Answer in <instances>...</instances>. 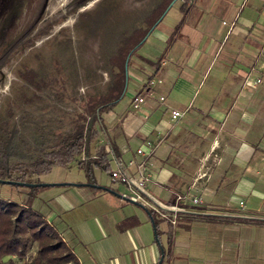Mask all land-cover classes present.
Returning <instances> with one entry per match:
<instances>
[{
	"label": "crops",
	"instance_id": "crops-1",
	"mask_svg": "<svg viewBox=\"0 0 264 264\" xmlns=\"http://www.w3.org/2000/svg\"><path fill=\"white\" fill-rule=\"evenodd\" d=\"M179 1L131 5L133 20L112 48L129 59L128 83L102 112L106 124L100 114L111 171L121 167L138 179L144 163L151 173L143 200L82 186L94 193L75 203L101 202L92 212L64 215L59 232L56 216H43L71 242L79 264H264V0H191L185 15ZM250 74L262 84L247 86ZM142 95L147 101L136 111ZM173 111L183 114L176 122ZM146 141L157 148L142 158ZM108 180L114 188L87 184L127 195ZM195 197L204 204L195 206Z\"/></svg>",
	"mask_w": 264,
	"mask_h": 264
},
{
	"label": "rangeland",
	"instance_id": "rangeland-1",
	"mask_svg": "<svg viewBox=\"0 0 264 264\" xmlns=\"http://www.w3.org/2000/svg\"><path fill=\"white\" fill-rule=\"evenodd\" d=\"M70 1L52 0L38 25L26 24L5 36L0 34V55L6 44L22 42L0 59V147L10 167L23 166L24 172L15 177L25 174V183L66 184L45 188L0 184V199L23 204L28 193L36 189L32 209L45 217L55 215L53 225L58 232L64 215L70 220L84 211L92 212L101 203H82L84 208H80L75 200L94 190L70 184H87L88 178L78 162L87 160L105 140L98 138L89 153H83L66 167L55 166L41 176L28 173V164L42 150L50 149L58 139L72 132L80 117L86 116L89 121L87 105L98 106L110 95L117 64L123 60L112 51L118 32L133 20L131 5L144 2L92 0L78 9L68 5ZM167 2L168 7L180 3ZM91 5L92 12L88 10ZM124 67L127 70L126 61ZM102 117L104 120L107 116L102 113ZM92 176L98 183L115 187L100 169L93 168ZM69 203L74 207L63 211ZM35 250L33 247L25 260H31Z\"/></svg>",
	"mask_w": 264,
	"mask_h": 264
},
{
	"label": "trees",
	"instance_id": "trees-1",
	"mask_svg": "<svg viewBox=\"0 0 264 264\" xmlns=\"http://www.w3.org/2000/svg\"><path fill=\"white\" fill-rule=\"evenodd\" d=\"M190 2L191 0H185L182 6L184 15L188 13ZM183 25L184 21L180 22L175 28L173 38L179 36ZM8 33L9 31L5 30L0 24L1 37ZM15 43L16 41L6 44V49L0 55V59L3 55L6 56L15 49ZM125 61L126 58L123 59L119 72L113 75V85L106 100L98 106L87 105L86 110L90 120L87 121L86 116L80 117L72 132L62 136L50 149L42 150L34 160L29 162L28 173L41 176L50 172L55 166L66 167L76 161L83 153H89V147L97 140L99 132L105 130L100 114L112 109L122 98L126 89L128 74L124 67ZM128 62L129 59H127ZM157 74L158 71L149 77L148 84L143 87L144 90L148 88V85ZM78 167L84 171L85 176L88 178L87 182L93 184H95L92 176L93 168L100 169L110 175L111 167L106 146L98 147L95 154L89 156L87 160H80ZM20 172H24L23 166L10 167L7 156L0 147V179L24 182L25 174H22L21 177H15V174ZM36 191V189H32L23 204L0 199V264H16L15 259L23 261L22 264H79L74 253L53 226L42 215L32 209ZM150 214L154 219L160 238L154 213L150 211ZM33 247L36 248L34 256L31 260H25Z\"/></svg>",
	"mask_w": 264,
	"mask_h": 264
},
{
	"label": "built area",
	"instance_id": "built-area-1",
	"mask_svg": "<svg viewBox=\"0 0 264 264\" xmlns=\"http://www.w3.org/2000/svg\"><path fill=\"white\" fill-rule=\"evenodd\" d=\"M226 24V23H224ZM262 77H256L254 78L251 74L247 77L245 84L247 86H252V85H260L262 84ZM150 84H153L151 82ZM151 90L149 93L151 94ZM165 99L162 97L161 101H164ZM147 97L145 95L139 96L135 99L133 103V108L136 111H139L142 109V106L146 103ZM183 116L182 113L178 111H173L172 112V120L174 122L178 121L181 117ZM157 148V144L153 143L151 141H146L144 145L138 149L137 154L142 157L146 158L149 156L151 153L155 151ZM130 165H134L135 162H130ZM138 173H139V178L135 179L131 177L128 173L124 171L121 167H117L115 170L110 172V179L113 183L119 184L127 188V195H124V198H127L130 201H133L134 203H139L143 200V196L145 193L146 186L148 182L151 180L152 175L151 173L146 169L145 164L141 163L138 166ZM198 178H201L198 176ZM193 204L195 206H200L204 204L203 200L201 198L195 197L193 199ZM243 204V203H242ZM175 213L177 212V208L174 209ZM173 223L176 224V215L174 216Z\"/></svg>",
	"mask_w": 264,
	"mask_h": 264
},
{
	"label": "flooded vegetation",
	"instance_id": "flooded-vegetation-1",
	"mask_svg": "<svg viewBox=\"0 0 264 264\" xmlns=\"http://www.w3.org/2000/svg\"><path fill=\"white\" fill-rule=\"evenodd\" d=\"M52 0H0V24L11 32L19 26L38 25ZM92 0H71L68 5L81 9ZM21 40V39H20ZM23 41V40H22ZM21 41L18 40L16 46ZM24 43V42H23Z\"/></svg>",
	"mask_w": 264,
	"mask_h": 264
},
{
	"label": "water",
	"instance_id": "water-1",
	"mask_svg": "<svg viewBox=\"0 0 264 264\" xmlns=\"http://www.w3.org/2000/svg\"><path fill=\"white\" fill-rule=\"evenodd\" d=\"M0 184H3V185H13V186H23V187H28V188H45V187H53V186H65L66 184H28V183H25V182H19V181H12V180H2L0 179ZM71 186H75V187H82V186H87V187H92V188H99V189H104L108 192H110L111 194L117 196V197H121V198H124L122 197L121 195L107 189V188H104V187H99V186H96V185H92V184H83V185H73V184H70ZM126 201H129V202H133V201H130L128 200L127 198H124ZM161 264V263H159Z\"/></svg>",
	"mask_w": 264,
	"mask_h": 264
}]
</instances>
